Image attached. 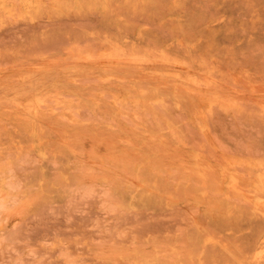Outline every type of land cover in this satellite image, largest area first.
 I'll return each mask as SVG.
<instances>
[{"label":"rangeland","instance_id":"obj_1","mask_svg":"<svg viewBox=\"0 0 264 264\" xmlns=\"http://www.w3.org/2000/svg\"><path fill=\"white\" fill-rule=\"evenodd\" d=\"M0 264H264V0H0Z\"/></svg>","mask_w":264,"mask_h":264}]
</instances>
